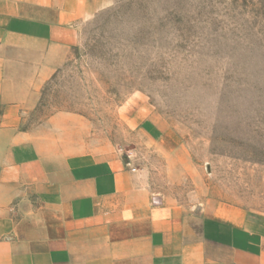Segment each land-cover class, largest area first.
<instances>
[{
  "label": "rangeland",
  "instance_id": "374dc122",
  "mask_svg": "<svg viewBox=\"0 0 264 264\" xmlns=\"http://www.w3.org/2000/svg\"><path fill=\"white\" fill-rule=\"evenodd\" d=\"M80 30L24 127L119 156L196 219L264 212V0H116Z\"/></svg>",
  "mask_w": 264,
  "mask_h": 264
},
{
  "label": "crops",
  "instance_id": "0c3cea01",
  "mask_svg": "<svg viewBox=\"0 0 264 264\" xmlns=\"http://www.w3.org/2000/svg\"><path fill=\"white\" fill-rule=\"evenodd\" d=\"M115 1L0 0V264H264V212L196 219L119 156L24 127Z\"/></svg>",
  "mask_w": 264,
  "mask_h": 264
},
{
  "label": "built area",
  "instance_id": "2783aa9c",
  "mask_svg": "<svg viewBox=\"0 0 264 264\" xmlns=\"http://www.w3.org/2000/svg\"><path fill=\"white\" fill-rule=\"evenodd\" d=\"M153 202H154L155 204H160V203H161L160 199H154Z\"/></svg>",
  "mask_w": 264,
  "mask_h": 264
}]
</instances>
